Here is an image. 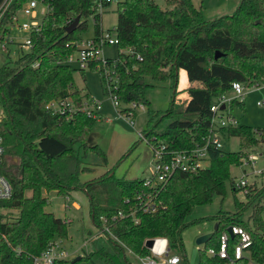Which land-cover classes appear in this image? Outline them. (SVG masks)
I'll return each mask as SVG.
<instances>
[{"label": "trees", "instance_id": "16d2710c", "mask_svg": "<svg viewBox=\"0 0 264 264\" xmlns=\"http://www.w3.org/2000/svg\"><path fill=\"white\" fill-rule=\"evenodd\" d=\"M4 1L0 0V7ZM28 1L14 0L4 13L8 23ZM46 1L53 10L44 16L41 32L32 35L30 51L21 55L16 68L0 67V113H5L2 135L6 148L0 172L14 189L12 199L3 205L19 212L17 218H6L0 227V264H32V258L52 241L68 237V223L46 211L48 198L44 193L52 191L69 199L72 192L82 190L90 198L91 220L100 233L91 241L93 250L75 264H131L127 250L147 256V242L155 238H167L171 249L184 251L186 217L192 209L211 204L216 196H226L231 167L240 164L239 152L211 148L208 168L176 173L168 183L155 187H145V179H117L112 169L82 183L81 173L91 169L83 165L81 148L85 157L99 154L104 165L108 159L98 145L88 143L101 114L89 116L83 111L91 96L76 86L74 76L85 71L69 64L68 59L75 53L76 41L88 33L90 18L94 19L95 35L101 34L102 16L94 14L98 0ZM165 3L169 8H162L154 0L118 3V58L97 61L90 70L99 69L104 86L106 72L118 80L115 93L122 103L144 107L150 106L147 93L155 83H170L176 93L180 71H184L191 84L185 108L175 112L174 99L168 111L150 112L148 129L143 133L148 146L191 151L204 145L213 118L211 106L231 91L234 82L249 87L264 84V0H241L233 15L211 22L205 21L202 9L193 0ZM78 17V28L68 34L67 28ZM6 32L8 29L0 26V42ZM217 52L221 54L218 60ZM65 100H71L77 111L65 116L46 109L53 101ZM232 106L244 110L245 101ZM127 112V108L120 110L125 115ZM166 119L171 123L164 131H157ZM223 131L225 136L237 137L247 145L264 139V131L245 125ZM138 196L151 199L157 211H138V224L132 217L113 220L119 212L129 215ZM246 196L251 199L252 192H246ZM128 199L132 205L125 204ZM235 206L237 213L220 212L197 220L215 221L217 225L212 239L200 251L198 264H264V213L254 211L245 222L241 219L243 202L236 199ZM102 217L108 219L111 235L104 231ZM232 227L242 228L251 237L249 248L239 260L234 253L240 238L230 236ZM225 233L229 234V258L210 256L207 250H219Z\"/></svg>", "mask_w": 264, "mask_h": 264}, {"label": "rangeland", "instance_id": "374dc122", "mask_svg": "<svg viewBox=\"0 0 264 264\" xmlns=\"http://www.w3.org/2000/svg\"><path fill=\"white\" fill-rule=\"evenodd\" d=\"M193 2L196 7L202 9L205 21L211 22L223 16L233 15L241 0H193ZM157 3L162 8H169L165 0H158ZM4 15L0 14V26H2V29L6 27L8 32H6L7 35H3L2 42H0V67L5 65L16 68L21 55L30 51V48L25 45V40L28 39L29 34L22 29L23 23L28 22L29 17L21 12L15 15L12 23H8L9 18L6 19ZM88 25V33L83 38L95 35L93 18L89 19ZM117 25V5L113 3L107 6L102 13V27L114 37ZM102 55L106 59H116L119 55V48L116 45H105ZM74 64L76 65V63ZM98 71L97 68L96 71L76 72L74 78L75 84L80 90L100 101L102 121L100 120L94 126L88 143L90 145L97 144L107 154L108 165L103 164L102 158L97 153H88L85 157L81 148L83 165L91 169L81 173L82 179L98 178L109 168L113 170L112 173L115 174L117 179H128L131 176L138 179L148 178L153 168L152 150L146 143L139 141V134L148 129L150 112L168 111L174 99H176L175 112H180L185 108L189 97L187 89L191 85L186 73L180 71L176 93L170 83H155L154 87L150 88L147 93L150 106L139 108L135 117H127L120 113V109L114 107L111 97L104 92L105 86ZM245 92V109L231 106L229 114L239 122L240 126L245 125L252 127L254 130L264 131V106L258 105V103L264 102V86L260 89L246 87ZM228 97L232 99V104L240 102L230 92ZM124 106L126 105L123 103V108ZM1 117L4 120L5 113L1 114ZM171 121V119L164 120L157 131H164ZM223 151L239 152L240 164L231 167V181L227 182L225 197L216 196L211 204L192 209L186 217L188 227L182 233L184 251L171 250L172 255H178L181 258V264H198L200 251L204 249V245H198L197 240L201 236L213 233L216 228L215 221L198 223L197 220L215 216L220 212L237 213L236 199L243 202L240 209L241 219L245 222L250 220V216L254 211L262 210L264 213L263 137L259 138L258 143L247 145L241 143L237 137L226 136L223 138ZM204 165L210 166V163L206 162ZM242 180L247 181V184L244 188L239 189L237 185ZM234 189L239 191L235 193ZM248 191L252 192L251 199H247L246 192ZM27 195L30 196L29 193ZM44 195L48 198L46 211L68 223L69 235L66 239H62L63 245L70 252L77 253L76 257L87 256L93 250L92 239L100 233L91 220L89 196L82 190L72 192L69 199L58 195L54 191L44 193ZM9 215L17 218L19 212L12 209ZM262 218L264 220V214ZM127 258L131 264H142L128 250ZM96 264L103 263L97 262Z\"/></svg>", "mask_w": 264, "mask_h": 264}, {"label": "built area", "instance_id": "2783aa9c", "mask_svg": "<svg viewBox=\"0 0 264 264\" xmlns=\"http://www.w3.org/2000/svg\"><path fill=\"white\" fill-rule=\"evenodd\" d=\"M122 0H98V4L94 9V14H100L106 9L107 6L111 4H118ZM157 2L158 0H154ZM14 0H5L0 7V14H4ZM53 10L51 3L46 0H30L24 6L23 12L29 17V21L23 23L22 29L27 32L28 39L25 40V45L29 48L33 46L32 35L38 34L42 30V20L46 14H50ZM20 12V13H21ZM19 13V14H20ZM105 45H119V39L117 34L113 37L112 34L108 31H105L102 28V32L99 35H94L89 38H83L79 41H76L75 53L69 57L68 63L75 66L80 70H90L91 64L100 61L103 63L107 62V59L103 57L102 50ZM69 47V44L67 45ZM138 59L142 61V58L138 56ZM76 63V65L74 64ZM118 83L117 79H114L110 76V73L106 72L105 74V92L111 97L112 103L115 108L118 110L123 108V103L119 99L117 93H115L116 86ZM264 86V84L262 85ZM262 86L249 87L240 82H234L230 93L239 99L240 102L245 101L246 97V87L260 89ZM234 98V99H235ZM83 111L89 116H96L101 114V105L100 101L96 100L93 97H90L89 101ZM259 106H264L263 103H258ZM222 106H225V109H222ZM232 106V99L228 97V94H224L221 97L217 98L216 101L211 106V112L213 113V118L211 121V128L209 135L205 139V143L202 146H198L191 151H173L169 150L166 145H154L151 144L149 147L152 150L153 156V168L150 172V177L145 178L144 186L145 187H155L158 184H165L176 174V173H190L198 172L201 169L208 168L205 166L206 162L210 163L209 150L211 148L216 150L223 149V138L225 132L229 128L238 127L239 122L231 117L229 114V109ZM144 107L142 104H129L124 106L128 109L127 117H135V112L139 108ZM49 112L53 115L60 114L69 116L77 111L76 107L71 100L65 101H53L47 108ZM119 110V111H120ZM122 114V113H121ZM125 115V114H122ZM139 138L143 143L148 145V139L144 133L139 134ZM6 155V148L4 145V139L2 135V117L0 113V167L4 162ZM247 184V181L242 180L237 187L239 189L244 188ZM14 194V189L10 181L0 172V227L5 223L6 218L10 217V212L12 209L10 207L4 206V202L12 199ZM134 204V207H131L129 215L125 216L123 212L113 219H124L131 218L135 224L139 223V219L136 217L138 211L143 213L153 214L157 211L155 204L151 199H144L142 196H138ZM126 205H132L131 199L125 201ZM101 221L103 222L104 231L111 235L110 230L107 228L108 219L102 217ZM233 234L239 236L240 242L235 248V259L239 260L244 256L245 250L249 248L251 244L250 235L239 227H232ZM114 238V237H113ZM228 241L229 234L225 233L221 237V243L219 250L208 249L207 253L210 256H218L222 259L229 258L228 252ZM171 248L167 238H155L153 240V246L150 249V254L147 256H138L134 255L139 259L142 264H181L182 260L178 255L171 254ZM78 255L77 253L70 252L64 245L61 239L52 241L48 247L41 252V254L34 256L32 258V264H65L67 262L73 261V259ZM229 264H233L230 262Z\"/></svg>", "mask_w": 264, "mask_h": 264}, {"label": "water", "instance_id": "95a60500", "mask_svg": "<svg viewBox=\"0 0 264 264\" xmlns=\"http://www.w3.org/2000/svg\"><path fill=\"white\" fill-rule=\"evenodd\" d=\"M79 23H80V18H76L75 21L67 28V33L68 34H72L76 31V29L78 28L79 26ZM221 57V54L219 52L216 53L215 55V59L218 60L219 58ZM222 109L224 110L225 109V106H222ZM217 227V225H216ZM216 229V228H215ZM228 233L230 234V236L234 237V234H233V231H232V228H229L228 230ZM214 235V232L213 233H210V234H207V235H204V236H201L200 238H198L197 240V244L198 245H206L208 243V241H210L212 239ZM153 246V240H150L147 242V247L149 249H151ZM82 259V256H78L76 257L71 263L72 264H75L79 261H81Z\"/></svg>", "mask_w": 264, "mask_h": 264}, {"label": "crops", "instance_id": "0c3cea01", "mask_svg": "<svg viewBox=\"0 0 264 264\" xmlns=\"http://www.w3.org/2000/svg\"><path fill=\"white\" fill-rule=\"evenodd\" d=\"M186 77H187V75H186ZM187 79H188V78H187ZM101 121H102V120H101ZM95 145H97V144H95ZM107 165H108V164H107ZM110 170H111V168H109L107 171H110ZM107 171H106V172H107ZM106 172H105V173H106ZM105 173H104V174H105ZM89 178H90V177H89ZM96 178H97V177H96ZM80 179H81V182H82V183H87V182L90 181L88 178H87V179L84 178L85 180L82 179V176L80 177ZM94 179H95V178H94ZM119 179H120V178H119ZM122 179H126V178H122ZM129 179H130V180H135V179H138V178H137V177H133V176H131V177L128 178L127 180H129ZM88 180H89V181H88ZM91 180H93V179H91ZM76 206L79 207L77 204H76Z\"/></svg>", "mask_w": 264, "mask_h": 264}]
</instances>
